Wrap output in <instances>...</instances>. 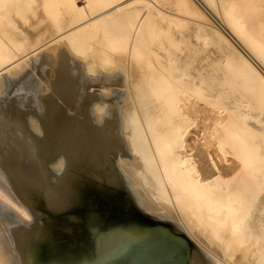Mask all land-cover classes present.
<instances>
[{
	"label": "bare ground",
	"instance_id": "6f19581e",
	"mask_svg": "<svg viewBox=\"0 0 264 264\" xmlns=\"http://www.w3.org/2000/svg\"><path fill=\"white\" fill-rule=\"evenodd\" d=\"M263 2L0 0V264H119L130 247L153 263L264 264L253 100L233 106V73L190 71L168 33L222 36L264 103ZM95 31L100 60L83 55Z\"/></svg>",
	"mask_w": 264,
	"mask_h": 264
},
{
	"label": "rangeland",
	"instance_id": "374dc122",
	"mask_svg": "<svg viewBox=\"0 0 264 264\" xmlns=\"http://www.w3.org/2000/svg\"><path fill=\"white\" fill-rule=\"evenodd\" d=\"M263 5H264V2H263ZM204 13H205L206 17H209V16H207V12H204ZM28 15L32 16L30 12L28 13ZM64 15H65V13H64ZM19 21H21V19H19ZM175 25L176 24H173L171 27L172 29L168 30L169 35L173 34V36H174L172 43H170V45L172 44V46H171L172 54L173 55L178 54L180 56H185L187 58L186 60L189 61L188 62L189 63L188 69L190 71H193L194 68L197 65H199V63L203 64L204 65L203 70H204V72L207 71L205 73L206 74L208 73L207 74L208 76H211V75L216 76L217 75L216 80L215 79L213 80L214 81L212 83L213 85H217V83H219L221 81L220 79L224 78L223 76H227V74L233 73V80L236 81V82H234V85H233L234 86L233 87V98H234L233 99V106H236L237 104L239 105L241 102H243V100L244 101H246L247 99L253 100L252 106L251 107L249 106L246 110H243V112L245 111L248 115V117L245 121L247 123H250V126H253L254 129H256V131H259L260 133L264 134V105H262L264 103H262V102L260 103L259 100H257L255 98L256 97L255 92L250 91V89L247 86L244 87L243 79L238 76V73H236L235 70L232 71V68L230 67V63H229L230 61L228 59H226L223 52L221 53L222 48H225V46L227 45L225 40L221 39L222 36H220L219 34H215L214 38L209 36V39H207V40H204L203 38L198 39L197 37H192V38L182 37V35L180 34L181 31L183 33H186V34L188 32L192 31V30H190L191 23L189 24L186 22L183 24H179L178 26L177 25L175 26ZM189 26H190V28H189ZM40 27H43V25H41ZM29 29L34 30L33 28H29ZM207 30L208 29L206 27L205 31H207ZM97 33H98V31H95L92 33V34H94V36L90 35L88 37V40H87L88 42L86 41L85 49H84L85 54L83 53V55L89 54L88 56H90L92 54L91 56L95 55L98 57V60H100V58L103 56L102 55L103 53L99 50L100 49V44H99L100 38L99 37H101L100 36L101 31L98 34ZM262 37H264V30H263V36ZM215 38H217V39L214 40ZM218 38H220V39H218ZM90 40H92V41H90ZM262 40L264 41V38H262ZM190 41L193 42V44H191L192 46L189 45ZM194 45H196V46H194ZM122 49H124V48H122ZM122 49L121 50L120 49H114V53H116V54L120 53L121 54V52L125 50V49L124 50H122ZM174 49H175V51H174ZM100 53H102V54L100 55ZM148 55H149V57L151 56L150 54H146V55L142 56V57H144V59H141V63H144L148 60V58H149ZM145 59H146V61H145ZM191 62H192V64H191ZM217 73H219V74H217ZM221 73L223 74V76H221L222 75ZM218 78L220 81H218ZM215 81H218V82H215ZM209 105H207V106H209ZM210 106L212 107V105H210ZM256 140L263 142L262 138L260 136L257 137ZM263 148H264V145H263Z\"/></svg>",
	"mask_w": 264,
	"mask_h": 264
},
{
	"label": "water",
	"instance_id": "95a60500",
	"mask_svg": "<svg viewBox=\"0 0 264 264\" xmlns=\"http://www.w3.org/2000/svg\"><path fill=\"white\" fill-rule=\"evenodd\" d=\"M132 247H130L125 253L126 254H124L121 258L119 257V260H118V263L119 264H126L127 262H128V264H176L175 262H173V261H167V260H164V259H162L160 262H150L149 261V257H148V259L147 260H145V259H143V258H135L134 257V255H136V254H132L133 255V257L131 258L127 253H130V251H132V253L133 252H136V251H138V249H135V250H133V249H131ZM146 254H148L147 252H146ZM129 257H130V260H129ZM169 260H172V259H169ZM178 264H180V261L178 262ZM184 264H185V261H184Z\"/></svg>",
	"mask_w": 264,
	"mask_h": 264
}]
</instances>
